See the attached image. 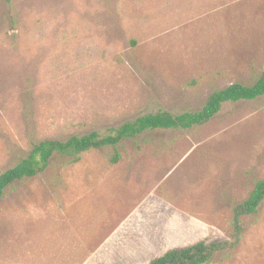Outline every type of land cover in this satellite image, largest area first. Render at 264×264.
Returning a JSON list of instances; mask_svg holds the SVG:
<instances>
[{"label": "rangeland", "instance_id": "1", "mask_svg": "<svg viewBox=\"0 0 264 264\" xmlns=\"http://www.w3.org/2000/svg\"><path fill=\"white\" fill-rule=\"evenodd\" d=\"M262 72L264 0H0V172L41 141L195 112ZM258 179L264 96L12 184L0 200V264H148L226 238L232 206ZM244 225L211 264H264V200Z\"/></svg>", "mask_w": 264, "mask_h": 264}, {"label": "trees", "instance_id": "2", "mask_svg": "<svg viewBox=\"0 0 264 264\" xmlns=\"http://www.w3.org/2000/svg\"><path fill=\"white\" fill-rule=\"evenodd\" d=\"M264 96V72L252 85L233 83L213 92L203 107L195 112L171 114L159 112L146 114L105 133L92 131L88 134L73 135L66 140H45L34 144L26 157L0 172V200L12 184L43 174L54 162L63 166L77 163L81 155L105 148L116 149L126 140L136 139L150 131L187 130L207 124L228 103L253 101ZM119 154L114 153L110 162L115 164ZM264 200V179H258L248 197L232 206L230 232L226 238L203 239L186 246L174 247L155 257L148 264H211L224 260L236 249L245 232L244 219L256 214Z\"/></svg>", "mask_w": 264, "mask_h": 264}]
</instances>
